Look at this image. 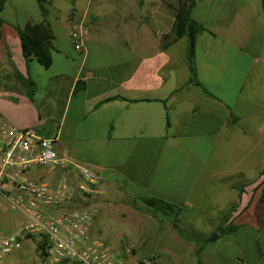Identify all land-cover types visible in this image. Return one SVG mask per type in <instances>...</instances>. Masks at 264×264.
Masks as SVG:
<instances>
[{
    "label": "crops",
    "instance_id": "crops-1",
    "mask_svg": "<svg viewBox=\"0 0 264 264\" xmlns=\"http://www.w3.org/2000/svg\"><path fill=\"white\" fill-rule=\"evenodd\" d=\"M192 1L190 19L203 28L196 83L187 37L162 48L177 0H46L45 17L38 0H7L0 122L57 134L59 152L96 170L111 192L126 184L121 196L181 202L188 254L198 258L187 264H264V0ZM78 20L90 31L81 51L71 37ZM43 21L54 34L49 68L26 60L18 32ZM22 79L36 84L33 101ZM19 224L0 211L2 231Z\"/></svg>",
    "mask_w": 264,
    "mask_h": 264
},
{
    "label": "built area",
    "instance_id": "built-area-1",
    "mask_svg": "<svg viewBox=\"0 0 264 264\" xmlns=\"http://www.w3.org/2000/svg\"><path fill=\"white\" fill-rule=\"evenodd\" d=\"M89 27L78 20L71 26L74 47L81 51ZM57 134L42 135L36 128L0 122V193L23 215L11 233L0 229V264L30 237L44 243L55 264H157L154 258L127 262L110 242L94 232L95 214L89 204L101 192L97 171L79 166L57 148ZM47 169L52 180L30 177Z\"/></svg>",
    "mask_w": 264,
    "mask_h": 264
},
{
    "label": "rangeland",
    "instance_id": "rangeland-1",
    "mask_svg": "<svg viewBox=\"0 0 264 264\" xmlns=\"http://www.w3.org/2000/svg\"><path fill=\"white\" fill-rule=\"evenodd\" d=\"M13 3L15 2L13 1L11 4L13 5ZM60 6L65 8V4H60ZM29 10L30 8L27 11ZM10 12V9H7L3 17L12 20ZM117 186L120 189L128 187L126 184ZM96 187L101 195L89 204L95 214L93 232L107 243L111 242L127 262H135L141 257L148 259L153 255L159 257V261L163 264H187L188 259L197 262L198 258L192 256L193 254H188L189 222L186 220L185 214L182 213L174 221L173 216H164L161 213L153 214L139 201H133L146 196L144 193L138 195L124 193L121 196L118 188L111 192L106 183L98 182ZM180 194L184 195L183 190H180ZM112 196L114 197L112 198ZM10 208L9 201L0 193V211H6L7 215L22 222V213ZM201 208H203L202 199H196L195 217L192 211L190 212V216H192L190 218H195V220L191 219L194 224L198 221L196 216ZM185 210L186 208H184ZM216 236L217 234H214L210 240H214ZM40 243L38 237L24 240L21 246L16 247L5 257L3 264H55L51 257L39 250Z\"/></svg>",
    "mask_w": 264,
    "mask_h": 264
},
{
    "label": "trees",
    "instance_id": "trees-1",
    "mask_svg": "<svg viewBox=\"0 0 264 264\" xmlns=\"http://www.w3.org/2000/svg\"><path fill=\"white\" fill-rule=\"evenodd\" d=\"M7 0H0V14L3 10L4 4ZM39 7L42 15L45 17L49 11L46 7V0H38ZM193 8L192 0H177V7L174 11V23L170 33L162 36V48H166L179 38L186 36L188 39L189 49L187 54L188 66L190 71V81L195 82V64L193 49L195 48V37L198 33L203 31L202 27L194 24L190 19V12ZM3 18L0 15V39L2 36L1 28L3 25ZM21 38V47L26 60L31 56H35L38 62L49 68L52 64V41L54 40V34L49 24L46 21L39 23H28L25 27L18 29ZM24 85L28 97L33 101V97L36 93V84L31 80H21ZM133 201H139L146 206L148 210H151L153 214L161 213L164 216H173V220L176 221L183 213L185 206L181 202L168 201L163 197H140ZM220 229V227L218 228ZM44 243H40L39 250L45 254ZM46 255V254H45ZM61 264H76V262L63 261Z\"/></svg>",
    "mask_w": 264,
    "mask_h": 264
}]
</instances>
